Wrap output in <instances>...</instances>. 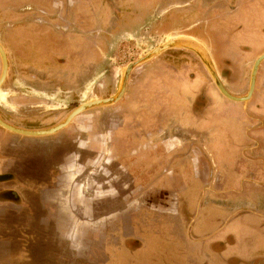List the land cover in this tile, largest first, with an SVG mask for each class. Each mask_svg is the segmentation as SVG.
Wrapping results in <instances>:
<instances>
[{"label": "crops", "instance_id": "obj_1", "mask_svg": "<svg viewBox=\"0 0 264 264\" xmlns=\"http://www.w3.org/2000/svg\"><path fill=\"white\" fill-rule=\"evenodd\" d=\"M39 1L55 3L62 11L63 0ZM72 22L65 20L58 28L54 27L74 29ZM7 25L10 28L12 24L8 22ZM5 35L8 38L13 34L6 31ZM211 36L212 54L218 60L229 49L222 38L213 32ZM99 37L105 36L96 39L101 42ZM20 38L21 35L17 41L8 38L13 49L20 50L16 46ZM88 53L93 56L92 50ZM153 58L138 65L147 63L146 68L138 70V92L132 90V81L129 84L127 81L122 97L105 106L107 111L102 117L80 120L70 130L48 138H30L0 128V139L8 142L5 144L12 143L11 135H20L33 141L27 146L33 144L31 148H42L39 151L50 150L56 157L54 166L51 165L55 167L53 173L45 167L36 170L35 178L43 184L35 202L25 197L15 202V191L0 195V264L4 263V256L10 264L16 231L22 236L26 233L28 240L38 233L36 229H29L28 215L32 214L25 213L37 201L44 212L38 217L44 226V229L39 228L44 233L42 238L37 235L41 242L45 243V228L50 222L61 239L68 240V234L75 233L78 242L71 245L73 253L76 249L85 251L76 256L80 264H96V252L104 256L101 264H105L109 258H116L127 249L138 255L144 253L145 258L140 264H264V82L258 81V77L264 76V59L257 67L253 90L246 102L228 100L214 85L211 86L228 101L227 106L221 107L222 118L247 117L240 123L245 138H234L231 152L227 132L238 127L237 123L221 119L204 126L208 123L207 118L193 122L188 116L202 112L210 102L205 74L197 72L190 77L183 69L164 70L170 74L161 82H168L163 87L144 83L142 78H153L156 72L160 76V72L149 64L154 63L150 62ZM191 80L198 88L191 89L187 85ZM235 82H227V91L234 95L244 94L248 82L242 88H237ZM146 89L150 91L148 94H144ZM255 97L257 103L251 102ZM134 102L138 105L131 106ZM12 124L23 129L39 128L27 127L20 120ZM236 147L240 148L241 155ZM36 150L18 160L22 158L21 162L27 166L25 161L29 162ZM16 164L13 155L0 153V175H10L17 181ZM25 171L24 175L18 176L23 193L29 185L31 167ZM98 175L99 180L95 181L93 177ZM111 178L125 182L114 184ZM3 187V191H8L9 187ZM197 189L200 195L196 197ZM52 190L55 195L47 196ZM231 197L235 200L232 202L234 208L224 209L222 206L230 203ZM137 204L138 229L135 216L127 211V206ZM12 214H18L20 218L13 219ZM243 214L254 218V224L234 221ZM191 231L194 236L190 238ZM136 234L138 245L135 248L121 246L122 237ZM95 241L100 245L97 249L93 248ZM107 245L109 251L105 249ZM50 258L46 260L47 264H55L56 261Z\"/></svg>", "mask_w": 264, "mask_h": 264}, {"label": "rangeland", "instance_id": "obj_2", "mask_svg": "<svg viewBox=\"0 0 264 264\" xmlns=\"http://www.w3.org/2000/svg\"><path fill=\"white\" fill-rule=\"evenodd\" d=\"M74 1L73 3L72 0H63V8L60 11L59 6L55 3H52V6L54 5L52 9L51 4L46 2L42 4L39 0H0V45L5 52L7 61L6 76L0 84L2 96L0 98V118L4 122L13 125V122L18 123L20 120L27 127H39L36 129L53 126L78 104L114 93L118 87L124 65L165 39L181 36L201 43L208 51L218 77L223 85L228 88V81L230 83L236 81L235 86L237 88L247 85L253 60L258 53L264 51V0ZM72 3L73 5H71ZM55 6H57L56 9ZM11 10H13V14ZM14 11L18 14L14 15ZM65 20L73 21L72 23H75L73 26L76 28L66 29L62 27L56 29ZM8 22L13 23L14 26L9 28ZM6 31L13 34L9 37L15 41L21 35L23 40L20 38L21 41L16 45L20 50L15 47L13 49V44L8 40L9 37L6 38ZM211 32L219 36L220 39L222 38L224 45H227L229 49V52L218 60L212 54L213 48L209 41L212 38ZM85 35L86 37H82ZM100 35L105 37H99L101 42H98L96 39ZM24 36L25 38H23ZM91 50L93 57L92 54L88 53ZM150 62H154L149 63L152 68L160 64L168 72H173L174 69L178 71L183 69L190 77L197 72L205 74L206 84L210 87L208 94L211 97L210 102L204 106L202 112L191 113L188 116L193 122L207 118L208 123L204 126H210L213 122L221 121V119L231 124L237 123L238 127L235 126L236 128L233 127L227 132L228 146L233 152L234 145L231 142L234 141V138L236 140L245 138L240 123L247 117L244 118L243 115L239 118L221 117V107L227 106L228 101L222 99L211 87L213 83L196 54L186 48L172 47L160 52ZM165 63L171 65L170 68L165 66ZM146 64L137 65L130 71L128 84L132 81V90L138 92V70L146 68ZM183 64L185 67L180 68ZM166 71L163 72L166 74L165 77H160L156 72L153 78H142V81L163 87L168 82L166 84L161 82L167 79L168 74H170ZM258 81L264 82V76L258 77ZM194 83V80H191L186 84L191 89H195L197 85ZM173 87L170 86L169 88ZM149 92V89H146L144 94ZM162 95H166V93ZM257 99L255 97L250 101L257 103ZM137 105L134 102L131 106ZM250 108V104H248V110ZM104 111H107L104 107L86 109L72 117L63 128L55 133L40 136L48 138L53 134L68 131L80 120L87 121V119H92L95 116L102 117ZM243 112L242 107L241 113ZM11 136L14 139L8 145L5 144L8 142H3L5 140L0 139V153L15 157L17 164L14 169L18 171L16 172L18 175H15L17 181L10 175H0V195L15 191L16 195L13 194L15 202L20 201L19 199L22 197L29 199L30 202H35L39 196V188L43 184L38 178H35L36 170L45 167L46 169L50 168L51 173H53L55 167L51 165L54 164L56 157L50 150L47 152L39 151L42 148L38 149L36 146L35 153L37 155L32 154L29 162L25 161L27 164L25 166L21 162L22 158L20 160L18 158L28 152L33 153L35 151V148H31L33 144L30 147L26 145L33 141L16 134ZM24 143L25 145H23ZM236 143L240 142L237 141ZM239 149L236 147L238 154L241 155ZM44 156V159L39 158ZM256 164L254 163V165ZM28 166L31 167L30 180L26 191L23 193L20 186L22 181L18 176L24 175ZM5 179L6 182L3 181ZM3 185L9 187L8 191H3ZM198 189L196 190V197L200 195ZM54 195L53 190L47 192V196ZM10 196L13 197L12 194ZM233 199L232 197L230 200L228 199L230 203H226L222 207L227 210L234 208L235 204L232 202L235 200ZM36 204H31L30 211L26 210L25 213L32 214L30 217L28 215L30 219L29 229H36L38 233L36 232L35 238H29L30 241L26 233L22 236L21 232L16 231L18 233L13 236L12 251L9 256L10 264H47L50 257L51 260L56 261L55 264H80L81 261L76 260L78 258L76 256L77 254L81 256L85 251L78 252L76 249L75 253L70 254L66 249L58 250L57 247L51 245L58 240L65 241L57 233L55 234L52 222L45 228L47 229L45 243L41 242L40 238L44 233L39 228L44 229V226L40 224L38 217L44 212L41 211L38 201ZM127 211L128 214L135 215L138 225V204L127 206ZM12 218L19 219L20 217L18 214H14ZM236 220V223L243 225L254 224V218L244 214L243 216L239 215L234 221ZM26 223L28 222L26 221ZM192 236H194L193 231L190 233V238ZM74 237H76L75 233L70 232L68 234V239L72 241V244L78 242ZM46 242L49 243L46 244ZM79 242L81 243V241ZM93 243L94 249L100 247L97 241ZM136 244L138 245L137 234L133 237L121 238L122 247L135 248ZM66 245L67 241L61 248H66ZM105 249L109 251L108 245ZM143 254L139 253L138 255V252L135 254L134 251L127 249L124 253L117 255L116 258H109L105 264H140L142 258H145ZM52 255L55 256L54 259ZM94 255L96 264H101L104 256L99 252L94 253ZM3 260L4 263L2 264H7L5 256Z\"/></svg>", "mask_w": 264, "mask_h": 264}, {"label": "water", "instance_id": "obj_3", "mask_svg": "<svg viewBox=\"0 0 264 264\" xmlns=\"http://www.w3.org/2000/svg\"><path fill=\"white\" fill-rule=\"evenodd\" d=\"M172 47L186 48L194 52L196 56L198 57V59L200 60V62L202 63L204 69L206 70L213 85L218 90V92L224 98L228 100H232V101L246 102L248 100L253 90L257 67L259 63L264 59V52L258 54L254 58L251 64V67H250V71H249L248 86H247L246 92L242 95H234L228 92L225 86L223 85V83L221 82L208 51L201 43L191 38L181 37V36L173 37L170 39H165L162 42L153 46L151 49L147 50L146 52L139 54L132 60H129L124 65V67L122 68L121 74H120L118 87L114 93H112L109 96L103 97V98L90 99V100H87V101H84L78 104L73 109H71L62 120H60L58 123L54 124L53 126L43 128V129H23V128H18L13 125H10L4 122L0 118V127L12 133L26 135V136H40V135H47V134L55 133L56 131L63 128L71 120L72 117L79 114L80 112L86 109L92 108V107L109 106L117 102L124 93L130 71L135 66L140 65L141 63H144L150 60L151 58L155 57L163 50L172 48ZM6 71H7L6 56H5V52L2 46L0 45V84L3 82L6 76Z\"/></svg>", "mask_w": 264, "mask_h": 264}, {"label": "flooded vegetation", "instance_id": "obj_4", "mask_svg": "<svg viewBox=\"0 0 264 264\" xmlns=\"http://www.w3.org/2000/svg\"><path fill=\"white\" fill-rule=\"evenodd\" d=\"M73 1V3L75 2L74 0H72ZM73 3L71 4V5H73ZM42 4H45V2H42ZM71 5H70V7H71ZM52 6V5H51ZM54 8V6H52V9ZM39 9V8H38ZM52 9L50 8V11H52ZM38 12V11H37ZM19 22V21H18ZM14 25H13V23H12V25L10 26V27H13ZM93 57V56H92ZM155 70L157 71H159L160 72V77L162 76V77H165L166 76V74H164L163 72H164V68L160 65V64H157V65H155ZM164 74V75H163ZM132 96H135V95H132ZM52 166H54V165H52ZM93 178H95V181H98L99 180V175L97 176V177H93ZM111 180H112V182L115 184V183H117V181L120 183V184H124V182H125V180H121V181H119V180H115L114 178H111ZM133 216H135V215H133ZM135 222H136V224H137V219H136V217H135ZM136 226H138V225H136ZM58 236H59V234H57ZM58 240V239H57ZM65 241H67V245H66V248H61L62 246H63V244H64V242ZM65 241H63V240H58L57 241V243L58 244H60V245H58L57 243H55V242H53L52 243V245H53V247H57V249L59 250V249H66L67 250V252L69 253L70 252V254H73V250L71 249V245H72V241L71 240H66L65 239ZM63 243V244H62ZM46 246V245H45ZM57 250V251H58ZM69 256V255H68ZM71 257H72V255H71ZM72 258H74V257H72ZM73 260V259H72Z\"/></svg>", "mask_w": 264, "mask_h": 264}, {"label": "bare ground", "instance_id": "obj_5", "mask_svg": "<svg viewBox=\"0 0 264 264\" xmlns=\"http://www.w3.org/2000/svg\"><path fill=\"white\" fill-rule=\"evenodd\" d=\"M2 96H1V94H0V98H1Z\"/></svg>", "mask_w": 264, "mask_h": 264}]
</instances>
